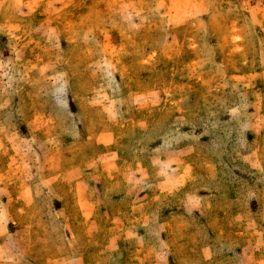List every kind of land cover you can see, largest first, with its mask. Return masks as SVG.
I'll return each mask as SVG.
<instances>
[{
    "label": "rangeland",
    "instance_id": "1",
    "mask_svg": "<svg viewBox=\"0 0 264 264\" xmlns=\"http://www.w3.org/2000/svg\"><path fill=\"white\" fill-rule=\"evenodd\" d=\"M0 264H264V0H0Z\"/></svg>",
    "mask_w": 264,
    "mask_h": 264
}]
</instances>
